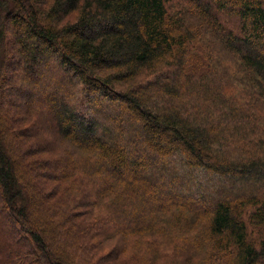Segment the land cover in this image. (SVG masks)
<instances>
[{"label":"trees","instance_id":"16d2710c","mask_svg":"<svg viewBox=\"0 0 264 264\" xmlns=\"http://www.w3.org/2000/svg\"><path fill=\"white\" fill-rule=\"evenodd\" d=\"M0 264H264V0H0Z\"/></svg>","mask_w":264,"mask_h":264},{"label":"rangeland","instance_id":"374dc122","mask_svg":"<svg viewBox=\"0 0 264 264\" xmlns=\"http://www.w3.org/2000/svg\"><path fill=\"white\" fill-rule=\"evenodd\" d=\"M13 68V67H12ZM15 94V93H14ZM16 94H18V95H12V96H9L8 98H6V99H4V101L6 102V103H14V104H16L17 106H21L22 105V103H24V100L26 99V96L25 95H21V94H19V93H16ZM110 111H107L106 113H104V114H106V115H110ZM104 116V115H103ZM102 116V117H103ZM120 116V119L122 118H125L124 117V114L122 113L121 115H119ZM46 120H48V121H51L52 120V116L51 115H49V113H45V116L43 117V121H46ZM134 123H133V125L134 126H137V123H136V121H133ZM106 125H108V123L106 124ZM128 125H126L125 127H124V129H123V133H124V135L128 138V142H130V140H132V138H133V135H135V133L133 132L132 134L128 131ZM115 131V130H114ZM114 131H113V134H114ZM115 133H116V131H115ZM117 133H119V132H117ZM130 133V134H129ZM134 139V138H133ZM136 151V150H135ZM138 151V150H137ZM168 172H170L169 174H171L172 172L171 171H168ZM156 176H160L161 177V172L159 173L158 172V175H156ZM129 178H131V175H130V172H129ZM211 185L213 186V187H215V188H210V190H213V189H216L218 186L216 185V183H211ZM255 184L253 185L252 183L251 184H249L248 186H244V185H242V184H239V183H235L234 184V186L233 185H231L230 183H226L225 184V186L223 187V189H229V190H232V187L234 188V191L235 190H237L238 188L239 189H242L243 187H247V188H255ZM157 189V188H156ZM166 192H168L167 191V189H163V194H165ZM8 232L10 233V231L8 230ZM18 244H21L22 245V243L21 242H17Z\"/></svg>","mask_w":264,"mask_h":264}]
</instances>
